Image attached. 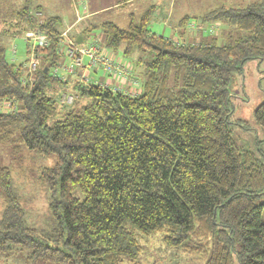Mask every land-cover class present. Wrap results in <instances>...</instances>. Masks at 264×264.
<instances>
[{
    "label": "trees",
    "instance_id": "1",
    "mask_svg": "<svg viewBox=\"0 0 264 264\" xmlns=\"http://www.w3.org/2000/svg\"><path fill=\"white\" fill-rule=\"evenodd\" d=\"M32 1L16 9L0 0V104L18 107L0 111V147L56 157L38 176L53 196L54 226L26 224L12 170L1 166L0 254L26 247L49 264H137L142 236L161 234L173 248L210 241L206 264H264V160L235 141L229 91L245 62L264 60V0L217 7L202 21L185 16L178 40L151 30L149 12L127 28L104 22L107 47L139 56L142 91L77 79L64 110L53 85L74 74L54 75L61 19L41 20ZM28 32L48 37L32 75L28 59L8 61L3 42ZM79 99L89 102L77 107ZM254 117L264 128V102Z\"/></svg>",
    "mask_w": 264,
    "mask_h": 264
},
{
    "label": "rangeland",
    "instance_id": "2",
    "mask_svg": "<svg viewBox=\"0 0 264 264\" xmlns=\"http://www.w3.org/2000/svg\"><path fill=\"white\" fill-rule=\"evenodd\" d=\"M12 1H14L12 8L17 9L24 5L25 0ZM253 1L257 0H128L127 2L125 0H33L31 8L34 12L40 13L37 17L41 20L55 16L60 17L61 22L57 23V28L62 32L68 29L67 36L73 40L77 41L78 37L84 36L86 41L90 36V38L96 39L104 53L113 54L115 58L132 66L143 83L146 75L143 66L137 62L139 56L137 54L132 57L125 56L124 46L118 50L106 46L102 29L104 22L114 21L120 27L127 28L132 15L138 22L149 12L148 26L151 30L178 40L181 34L173 31V26L170 27V24L178 25L184 16L192 17L190 20L202 21L205 12L217 7L223 5L237 7ZM99 7L104 10L90 15L91 18H89V14L84 16V9L87 10V14ZM77 12L84 16L83 21L77 22ZM165 21H170V24L167 26ZM1 25L0 29L2 30L3 26ZM4 38L8 61L26 64L27 59L30 58V47L27 44L26 35ZM140 56L145 60L152 59L146 54ZM40 63L42 65V61ZM62 72L63 70L60 68V73ZM97 74L98 77H102L101 72ZM67 83L69 84V80ZM68 84L66 86L65 84L63 86L61 84L53 85L56 87L53 93L59 97V103L62 104L63 110L72 107V104L63 103L65 97L68 94H71L72 97L76 96L71 87L67 89ZM60 89L65 93H62ZM229 91L232 95L231 121L235 141L239 146L253 151L259 159L264 160V128L255 121L254 117L255 110L264 102V60L255 59L245 62L243 69L233 74ZM75 96L73 100L71 99L72 102ZM88 102L87 99H79L76 106L80 107ZM11 148L9 146L0 147V167L7 166L12 170L14 187L25 210V222L28 226L39 230H51L54 226L50 209L53 196L51 191L41 184L38 176L42 168L52 167L55 164L56 157L43 156L25 149L20 150L17 155H13ZM76 196L81 197L78 193ZM3 207L4 204L0 199V217ZM201 241L206 243L207 240ZM141 244L143 252L137 264H206L212 254L210 241L205 246H203L204 244L198 246L189 243L188 247L173 248L163 242L161 234L142 236ZM30 255L31 249L18 247L6 254H0V264H49L42 260L32 259Z\"/></svg>",
    "mask_w": 264,
    "mask_h": 264
},
{
    "label": "built area",
    "instance_id": "3",
    "mask_svg": "<svg viewBox=\"0 0 264 264\" xmlns=\"http://www.w3.org/2000/svg\"><path fill=\"white\" fill-rule=\"evenodd\" d=\"M78 11V10H77ZM85 16V15H84ZM77 12V22L84 20ZM214 30V27L212 28ZM70 30V28H69ZM68 29L61 33V48L59 52L63 59L71 61L62 63L61 67L54 70V75L66 82L68 74H77L80 71L78 80L83 85H96L103 89L113 92H121L132 96H137L141 93L142 88L139 79L133 74L129 65L125 64L113 54L104 53L102 47L96 39L90 38L86 41L83 37V42L73 40L67 36ZM30 45L27 62V71L30 75L41 65L40 49L48 45V37L45 34L36 32H28L25 34ZM60 68L63 72L60 73ZM101 72L104 80L98 77L97 73ZM33 77V76H31ZM32 81V78H30ZM74 97V96H73ZM72 95H67L64 99V104H71ZM17 104L14 99H6L0 104V111L12 112L17 110Z\"/></svg>",
    "mask_w": 264,
    "mask_h": 264
},
{
    "label": "crops",
    "instance_id": "4",
    "mask_svg": "<svg viewBox=\"0 0 264 264\" xmlns=\"http://www.w3.org/2000/svg\"><path fill=\"white\" fill-rule=\"evenodd\" d=\"M128 0H125V2H127ZM135 1H137V0H135ZM121 4H122V2H121ZM102 10H104V9H100V7L99 8H95V10H91L89 13H87L86 14V9H84V13H85V16L86 15H88L89 14V18H91L90 17V15H92V14H96V13H99L100 11H102ZM207 12H205V14H206ZM186 16H188V15H186ZM185 17V16H184ZM166 22V21H165ZM180 22V21H179ZM170 24V21H167L166 22V25L168 26ZM173 26V31H175V32H179V34H180V26H179V23H178V25H171L170 24V27H172ZM163 35V34H162ZM164 36V35H163ZM85 37V36H84ZM179 38V37H178ZM177 38V39H178ZM173 39H176V38H173ZM180 39V38H179ZM69 63V65L71 64V61L70 60H67V59H63V61H62V63ZM130 66V65H129ZM131 67V69H132V71H133V74H135V76H137V72L132 68V66H130ZM78 73L75 75H71L70 77H69V84H68V86H67V89H68V87H71V84L72 83H74V82H77V79H78V75L80 74V71H77ZM137 78L139 79V77L137 76ZM101 80H104V77H101ZM140 80V79H139ZM140 84H141V87H142V82H141V80H140ZM63 86V85H62ZM60 91L62 92V93H65L64 92V90H62V89H60ZM74 92H75V90H73ZM76 93V92H75ZM68 95H71V94H68ZM60 102V101H59Z\"/></svg>",
    "mask_w": 264,
    "mask_h": 264
},
{
    "label": "water",
    "instance_id": "5",
    "mask_svg": "<svg viewBox=\"0 0 264 264\" xmlns=\"http://www.w3.org/2000/svg\"><path fill=\"white\" fill-rule=\"evenodd\" d=\"M77 41H78L79 43H82V42H83V37H78Z\"/></svg>",
    "mask_w": 264,
    "mask_h": 264
}]
</instances>
